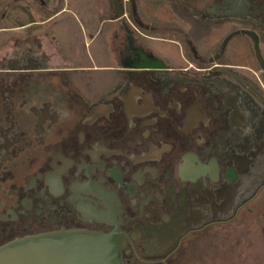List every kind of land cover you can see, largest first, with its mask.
<instances>
[{
    "label": "flooded vegetation",
    "instance_id": "flooded-vegetation-1",
    "mask_svg": "<svg viewBox=\"0 0 264 264\" xmlns=\"http://www.w3.org/2000/svg\"><path fill=\"white\" fill-rule=\"evenodd\" d=\"M129 1L83 17L96 55L61 44L66 0L1 14L0 246L84 228L180 264L264 208V0Z\"/></svg>",
    "mask_w": 264,
    "mask_h": 264
},
{
    "label": "rangeland",
    "instance_id": "rangeland-1",
    "mask_svg": "<svg viewBox=\"0 0 264 264\" xmlns=\"http://www.w3.org/2000/svg\"><path fill=\"white\" fill-rule=\"evenodd\" d=\"M7 1L10 0H0V16ZM164 1L161 0L158 11L160 15L166 17L167 8L163 6ZM25 3L28 2L21 1L19 5L11 8L10 13L18 11L17 8ZM138 3L141 9L146 7L149 12L155 11V8H151L152 6L145 0H138ZM100 4L99 0H66V15L61 17H69L70 25L63 22L57 28L59 40L65 50L75 55H81L82 52L86 56L87 51L96 55L99 51L96 46H83L81 31L84 25L83 17L98 12ZM2 38L0 35V44L3 43ZM101 73L103 76L109 74L108 71ZM180 264H264V208L259 207L241 223L230 227H217L201 234L195 238L191 248L183 255Z\"/></svg>",
    "mask_w": 264,
    "mask_h": 264
},
{
    "label": "water",
    "instance_id": "water-1",
    "mask_svg": "<svg viewBox=\"0 0 264 264\" xmlns=\"http://www.w3.org/2000/svg\"><path fill=\"white\" fill-rule=\"evenodd\" d=\"M19 0L4 7L6 12ZM118 16L129 0H111ZM62 5L55 8L61 10ZM123 240L113 233L62 228L27 235L0 246V264H124Z\"/></svg>",
    "mask_w": 264,
    "mask_h": 264
},
{
    "label": "crops",
    "instance_id": "crops-1",
    "mask_svg": "<svg viewBox=\"0 0 264 264\" xmlns=\"http://www.w3.org/2000/svg\"><path fill=\"white\" fill-rule=\"evenodd\" d=\"M100 1V8L98 12H108L112 9L113 5L111 3V0H99ZM45 19V18H41Z\"/></svg>",
    "mask_w": 264,
    "mask_h": 264
}]
</instances>
